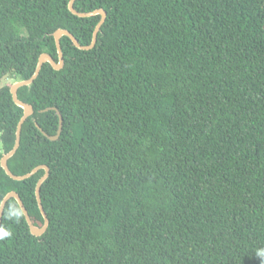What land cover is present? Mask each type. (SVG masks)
Listing matches in <instances>:
<instances>
[{"label":"trees","instance_id":"trees-1","mask_svg":"<svg viewBox=\"0 0 264 264\" xmlns=\"http://www.w3.org/2000/svg\"><path fill=\"white\" fill-rule=\"evenodd\" d=\"M70 1L0 0V82L30 79L43 53L58 62L59 29L92 43L101 16ZM74 6L107 12L97 43L62 37L63 69L45 63L18 90L34 113L8 161L17 176L49 166V227L37 237L25 214L2 218L13 238L0 264H262L264 0ZM11 89L0 86V199L16 192L42 227L45 170L18 181L1 166L24 116ZM52 108L55 141L36 125L57 134Z\"/></svg>","mask_w":264,"mask_h":264},{"label":"water","instance_id":"water-1","mask_svg":"<svg viewBox=\"0 0 264 264\" xmlns=\"http://www.w3.org/2000/svg\"><path fill=\"white\" fill-rule=\"evenodd\" d=\"M75 1L76 0H71L69 2L68 8L70 10L71 13H73L74 15L80 17V18H86V17H92V16H96V15H100L101 16V20L99 21V23L97 24L95 30H94V34H93V41L90 45L88 46H83L79 43V41L77 40V38L69 31L66 29H59L54 33V38H55V42H56V46H57V51H58V55H59V61L56 62L55 59L52 57V55L48 54V53H43L40 58H39V62H38V66L36 69L35 74L28 80H22V81H16L13 85H12V95H13V99L15 101V103L19 106L22 107L24 109V116L22 117V119L19 122L18 125V129H17V133H16V142H15V146L13 148V150L8 153L7 155H5L2 160H1V166L2 168L5 170V172L7 173V175H9L12 179L14 180H18V181H23L26 180L30 177H32L34 174H36L37 172H39L40 170H45V175L38 181L37 184V188H36V195L38 198V202H39V206H40V210L41 213L44 217V225L42 227H38L34 224V222L32 221L31 216L29 215L28 210L26 209L25 205L23 204L20 196L16 193V192H11L10 195L7 196V199L3 200V207H0V223H2V218H3V214H4V208L5 205L7 203V201L9 199H11L12 197H15L17 199V201L19 202L20 207L23 209L25 217L27 219V222L30 226L31 232L33 235L39 237L41 235H43L48 227H49V218L44 210L42 201H41V197H40V191H41V186L43 184V182L49 177L50 175V168L47 165H41L36 167L34 170H32L30 173L23 175V176H17L14 175L12 173V171L10 170L9 166H8V161L11 157H13L15 155V153L17 152V150L20 147V143H21V134H22V127L23 124L26 122V120L33 115L34 113V109L31 105L24 103L23 101H21L18 97V90L21 87L24 86H30L39 76L40 71L43 67V65L45 63H49L55 70H62L64 67V54L62 51V47H61V39L64 36L69 37L72 42L74 43V45L81 49V50H90L92 48L95 47L96 43H97V38H98V33L102 27V25L105 23L106 21V17H107V12L103 9H98L96 11L93 12H87V13H83V12H79L75 9ZM53 110H56L58 115H59V129L58 132L55 136H51L49 134H47L46 132H44V130L39 126V124H36L37 127L40 129V131L50 140L55 141L57 140L62 132L63 129V118L61 113L55 109L52 108ZM48 110V109H47ZM46 110V111H47Z\"/></svg>","mask_w":264,"mask_h":264},{"label":"clouds","instance_id":"clouds-1","mask_svg":"<svg viewBox=\"0 0 264 264\" xmlns=\"http://www.w3.org/2000/svg\"><path fill=\"white\" fill-rule=\"evenodd\" d=\"M8 195H10V193L4 194L3 199H7ZM3 199H0V207H3ZM23 216V209L20 207L17 201L13 200V202L8 204L5 208L3 219L6 218L7 220L14 223H19ZM12 238L13 232L10 227H6L3 223H0V242L11 241ZM255 256L260 258L262 264H264V247L258 248L255 251Z\"/></svg>","mask_w":264,"mask_h":264},{"label":"rangeland","instance_id":"rangeland-1","mask_svg":"<svg viewBox=\"0 0 264 264\" xmlns=\"http://www.w3.org/2000/svg\"><path fill=\"white\" fill-rule=\"evenodd\" d=\"M15 83V80L12 79V78H8V77H5V79L3 78L2 81L0 82V86L3 87L7 84H10V85H13Z\"/></svg>","mask_w":264,"mask_h":264}]
</instances>
